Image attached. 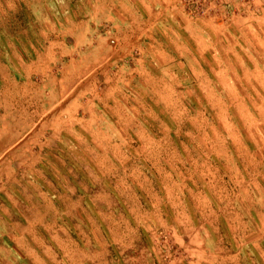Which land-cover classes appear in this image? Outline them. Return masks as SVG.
<instances>
[{
    "label": "rangeland",
    "instance_id": "1",
    "mask_svg": "<svg viewBox=\"0 0 264 264\" xmlns=\"http://www.w3.org/2000/svg\"><path fill=\"white\" fill-rule=\"evenodd\" d=\"M183 4L0 0V73L99 58L85 129L18 173L0 264H264V0Z\"/></svg>",
    "mask_w": 264,
    "mask_h": 264
},
{
    "label": "crops",
    "instance_id": "2",
    "mask_svg": "<svg viewBox=\"0 0 264 264\" xmlns=\"http://www.w3.org/2000/svg\"><path fill=\"white\" fill-rule=\"evenodd\" d=\"M181 1L184 4L189 2ZM135 2L149 9V14L155 10H173L180 0ZM75 48L76 45L72 50ZM72 56L62 63L64 59H59L57 53L36 54L29 64L20 65L22 74H19L17 80L5 70L0 73V211L4 215L8 212L3 206L18 207L19 202L22 203L23 179L18 177V173L26 171L40 179L42 156L48 152L53 138L59 131L71 129L73 124H79L81 128L86 124L84 116L91 102L85 97L86 91L81 90L84 84L80 85L79 90L78 83L91 69L97 68L99 58L86 60L82 57L83 53L80 58ZM101 58L106 61L108 59V65L113 67V56L107 58L104 54ZM54 63L59 65L58 70L62 72L61 80L56 82L60 83L57 86L51 74ZM34 76L44 77V85L34 83ZM66 81L68 83H64ZM42 89L47 96L43 99V110L39 101ZM39 114L42 118L35 120L34 115ZM19 188L22 190L19 191ZM21 195L22 199L18 198Z\"/></svg>",
    "mask_w": 264,
    "mask_h": 264
},
{
    "label": "built area",
    "instance_id": "3",
    "mask_svg": "<svg viewBox=\"0 0 264 264\" xmlns=\"http://www.w3.org/2000/svg\"><path fill=\"white\" fill-rule=\"evenodd\" d=\"M204 1V0H203Z\"/></svg>",
    "mask_w": 264,
    "mask_h": 264
}]
</instances>
